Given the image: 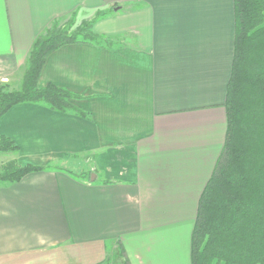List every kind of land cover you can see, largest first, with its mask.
Segmentation results:
<instances>
[{"label": "crops", "instance_id": "1", "mask_svg": "<svg viewBox=\"0 0 264 264\" xmlns=\"http://www.w3.org/2000/svg\"><path fill=\"white\" fill-rule=\"evenodd\" d=\"M98 10L91 29L104 44L58 47L39 80L69 90L86 115L25 102L0 119L19 145L11 158L90 154L95 172L0 184V264H192L199 198L227 131L234 0H0V83L22 86L53 22Z\"/></svg>", "mask_w": 264, "mask_h": 264}, {"label": "trees", "instance_id": "2", "mask_svg": "<svg viewBox=\"0 0 264 264\" xmlns=\"http://www.w3.org/2000/svg\"><path fill=\"white\" fill-rule=\"evenodd\" d=\"M234 4V55L224 104L227 131L199 198L191 236L192 264H264V0H234ZM100 15L74 31L53 22L36 38L22 86L11 89L0 84V119L25 102L86 115L71 101L76 96L69 90L52 82L41 86L39 80L48 55L58 47L76 42L104 44V36L91 29ZM18 151L17 142L0 133V153ZM52 168L59 167L11 158L0 168V184Z\"/></svg>", "mask_w": 264, "mask_h": 264}, {"label": "rangeland", "instance_id": "3", "mask_svg": "<svg viewBox=\"0 0 264 264\" xmlns=\"http://www.w3.org/2000/svg\"><path fill=\"white\" fill-rule=\"evenodd\" d=\"M102 10H98L92 18H95L101 14ZM91 18V19H92ZM90 18L84 17L83 12L75 11L65 18L56 20L58 27L68 28L70 31H74L84 25V23L90 22ZM53 24H51V27ZM116 39V38H114ZM4 84V83H0ZM13 153H0V168L4 162L11 159ZM56 167L61 169L72 171L76 176L88 177V173L95 172L93 169V157L88 155H81L78 158L73 159L71 162L56 161L53 163ZM101 264H117L112 257L105 259Z\"/></svg>", "mask_w": 264, "mask_h": 264}]
</instances>
